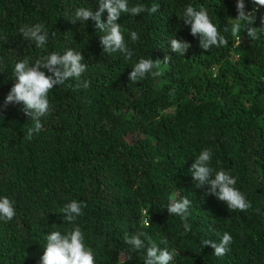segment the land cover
I'll use <instances>...</instances> for the list:
<instances>
[{"label":"trees","instance_id":"trees-1","mask_svg":"<svg viewBox=\"0 0 264 264\" xmlns=\"http://www.w3.org/2000/svg\"><path fill=\"white\" fill-rule=\"evenodd\" d=\"M128 3L160 6L154 14L124 13L117 21L134 53L131 60L104 52V33L94 21L71 23L80 7L98 11L99 0H0V105L16 82V62L26 58L34 63L53 52L80 51L88 65L81 80L91 81L87 90H76L74 78L52 89V110L31 140L25 139L32 120L23 104L9 105L0 116V197L14 201L16 209L11 221L0 219V264H39L46 236L74 227L60 211L73 199L87 204L75 223L96 264H117L121 250L126 264H144L146 249L136 251L123 240L126 232L140 231L161 248L167 240L177 252L171 264H264V33L251 41L242 32L241 46H233L234 38L222 29L237 18V0ZM189 4L207 8L227 46L199 47L183 23ZM245 5L259 9L254 26L264 27V7L253 0ZM36 23L49 32L42 48L19 32ZM132 31L139 36L135 42ZM172 38L191 44L186 55L171 52ZM165 55L172 61L162 66V76L129 80L141 58L163 61ZM205 148L213 153V177L229 171L252 208L231 211L196 186L189 170ZM175 193L192 200L190 232L167 212ZM225 232L233 238L226 255L202 247L203 239L219 242Z\"/></svg>","mask_w":264,"mask_h":264},{"label":"clouds","instance_id":"clouds-1","mask_svg":"<svg viewBox=\"0 0 264 264\" xmlns=\"http://www.w3.org/2000/svg\"><path fill=\"white\" fill-rule=\"evenodd\" d=\"M253 3L264 7V0H253ZM158 4H153L147 8L143 4L129 7L128 0H99V10L93 11L91 8L80 7L75 11V17L71 23L76 21L87 22L92 20L95 27L104 35L100 36V43L105 53L111 54L119 52L125 60H131L134 53L126 45L122 33L121 24L117 23L124 13L132 16H139L142 12L148 11L154 14L159 10ZM237 18H231V26H224L223 33H229L234 38V47H240L242 44L241 33L246 32L251 41L260 39L264 33V27H255L258 8L246 10L245 0H237L236 3ZM107 12L106 22L102 19L103 14ZM183 23L190 26V33L193 37L199 38V47L204 51H209L213 46L221 47L228 45V39L221 34L217 26L212 22L206 7L199 6V10L189 4L183 13ZM243 22V23H242ZM261 24L264 25V18H261ZM22 37L35 42V46L42 48L46 45L49 38V32L45 26L40 23L34 25H22L19 29ZM55 36V32L52 33ZM133 42L139 39L138 33H130ZM171 52L184 56L191 48V44L185 40L172 38L169 41ZM84 56L81 52L74 49H66L63 54L53 52L49 55L40 57L34 63L26 58L16 62L14 67L15 83L8 92L3 105H0V116L9 105L23 104L22 111L32 120V127H29L25 139L31 140L35 133L42 130V118L49 115L52 110L48 94L57 86L65 84L70 79H75V89L83 88L87 90L91 81L81 80L82 75L87 71L88 65L84 63ZM172 61V57L165 55L163 61L160 59L141 58L132 68L129 74V80L136 83L146 78L147 75L156 78L163 75L162 66L166 67ZM47 70L45 72L44 70ZM72 87V85H69ZM176 89L169 92V96L174 97ZM212 150L205 148L201 151L195 162L190 168V173L196 182L198 188L206 187V196H214L219 201L224 202L231 211H247L252 208V203L248 201L243 193L236 188L237 179L229 171L221 169L215 172L210 166L212 159ZM167 212L170 215L179 216L183 223L185 232H190L192 225L188 223L191 215L190 208L192 200L187 196H181L175 193L168 197ZM87 207L84 202L75 199L66 203L61 208L64 221L71 223L74 227L67 233L61 234L59 231H52L46 236V246L43 255L39 259V264H96L95 253L93 249L85 244V234L81 227L75 222L78 217L83 215V209ZM259 212V209H256ZM16 216L14 201L7 196L0 197V219L11 221ZM145 227L151 226L150 219H144ZM143 237V239H142ZM123 240L126 245L131 246L136 251L146 249L144 264H171L177 255L175 249L171 251L167 247V240H161L160 243L165 247H159L152 238L144 231L135 232L130 235L125 233ZM232 236L225 232L219 242L211 239H203L202 247L210 246L214 249V255L221 257L226 255L231 249ZM126 252L121 250L117 264H126Z\"/></svg>","mask_w":264,"mask_h":264}]
</instances>
